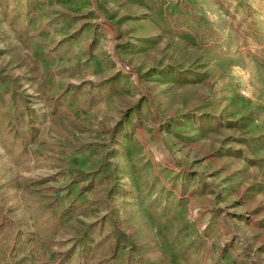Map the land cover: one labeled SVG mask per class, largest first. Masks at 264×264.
I'll use <instances>...</instances> for the list:
<instances>
[{
  "label": "rangeland",
  "instance_id": "rangeland-1",
  "mask_svg": "<svg viewBox=\"0 0 264 264\" xmlns=\"http://www.w3.org/2000/svg\"><path fill=\"white\" fill-rule=\"evenodd\" d=\"M0 264H264V0H0Z\"/></svg>",
  "mask_w": 264,
  "mask_h": 264
},
{
  "label": "trees",
  "instance_id": "trees-1",
  "mask_svg": "<svg viewBox=\"0 0 264 264\" xmlns=\"http://www.w3.org/2000/svg\"><path fill=\"white\" fill-rule=\"evenodd\" d=\"M123 62L125 63V61L123 60ZM6 219V218H5Z\"/></svg>",
  "mask_w": 264,
  "mask_h": 264
}]
</instances>
